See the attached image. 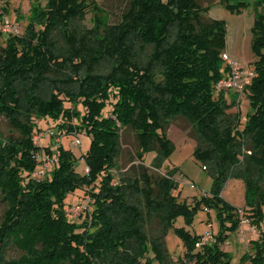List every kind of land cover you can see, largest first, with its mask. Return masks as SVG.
<instances>
[{
    "label": "trees",
    "instance_id": "trees-1",
    "mask_svg": "<svg viewBox=\"0 0 264 264\" xmlns=\"http://www.w3.org/2000/svg\"><path fill=\"white\" fill-rule=\"evenodd\" d=\"M107 1L46 0L33 6L37 16L26 32L9 33L1 49L0 113L22 135L0 134V188L10 205L0 221V264H176L166 235L193 207L178 199L175 170L155 174L145 154L155 149L152 167L161 169L175 148L168 128L179 116L192 125L194 156L213 176L212 195L203 201L222 220L216 240L199 250L198 236L176 227L187 245L179 264H233L218 244L242 222L240 208L221 195L226 180H244L256 226L264 204V12H256L252 27L257 75L229 103L215 92L227 67V23L209 14L216 0H113L126 2L114 23ZM226 2L233 10L246 4ZM6 11L0 5V36ZM239 94L253 108L245 120L231 111ZM42 117L59 132L91 136L86 172L76 170L73 152L60 145L51 175L32 176L40 163L32 138ZM123 126L136 133L141 163L116 180ZM79 188L88 198L81 222L66 202ZM260 234L255 253L241 264H264V227ZM10 240L24 252L6 259Z\"/></svg>",
    "mask_w": 264,
    "mask_h": 264
},
{
    "label": "rangeland",
    "instance_id": "rangeland-1",
    "mask_svg": "<svg viewBox=\"0 0 264 264\" xmlns=\"http://www.w3.org/2000/svg\"><path fill=\"white\" fill-rule=\"evenodd\" d=\"M237 1L230 0L233 4H236ZM245 1L246 4L240 10H233L227 6L226 0H216L209 14L214 18L224 19L227 23V49L225 54L229 53L228 57L234 58L245 67L253 68V61L256 59V56L252 47V27L256 12H264V0L261 2L260 0ZM106 4L109 21L111 23L119 21L126 2L109 0ZM0 5L2 8L7 9L3 22H11L14 26H17L18 30L14 34L23 35L30 20L37 16V11L32 9L33 6L40 5L44 7L46 0H0ZM93 16L94 13L92 12L87 15L84 21L86 26L92 27L94 25ZM7 37L8 33L5 32L0 36V53L2 47L6 45ZM235 93L237 92L231 91L226 93V99L229 103L232 102V96ZM252 110L250 99L245 94H239L237 96V103L231 106V111L239 112L242 120H245L248 113L252 112ZM36 121H38L40 129L36 130L32 138L34 144L39 146L38 156L35 155V159L37 160L38 157L58 158L60 145H63L73 152L76 170L80 173L86 172L87 162L84 153L90 146L91 136L85 131L79 133L59 132V128L52 126L53 123L44 117L37 118ZM51 129L55 131L56 136L50 134ZM0 134L4 137L22 135L19 129L11 126L7 116L3 113H0ZM168 135L174 141L175 148L170 156L163 160L161 169L152 167L157 153L155 149L149 150L145 154V159L146 164L151 167V170L155 174L174 169V177L178 183L175 189L178 199L187 202L193 207L190 216L184 213L177 216L166 235L170 256L176 264H179L187 252V245L176 227L183 226L193 235H197L198 238L195 242L194 250H199L203 246L201 243V236L203 234L207 232L213 233V237L207 243H213L216 240L222 230V220L218 215L217 207L210 206L203 201L204 196L212 195L213 176L202 162L194 156L197 140L192 125L186 118L182 116L176 117L168 128ZM57 136L61 139H58ZM78 137L81 139V143L75 141ZM121 141L122 152L118 159L119 165L113 168L116 180H119L125 171L134 174L139 169V164L141 163V160L137 156L138 139L131 127L123 126ZM37 166H39V162L31 169V174ZM51 169L52 167L44 176L37 180H43L48 175H51ZM82 193L83 190L81 188L75 192L68 193L66 202L75 204L82 201L87 204L88 198L83 197ZM221 195L237 209L240 208L242 222L235 227L229 228L218 244L223 250L228 252L231 263L241 264L245 255H252L256 251L257 241L261 237L260 228L264 227V204L262 205V215L259 219L261 226H256L252 223L251 217L248 214L250 207L247 203L246 184L242 178L236 176L229 177L221 190ZM8 209H10V205L4 198V191L0 188V221L5 219ZM70 214L78 222H81L84 211L77 214V216L72 213ZM227 223L230 224L231 220L227 219ZM23 252V249L10 240L4 251V256H6V259L17 258ZM154 264H157L156 260H154ZM243 264H252V261L247 259Z\"/></svg>",
    "mask_w": 264,
    "mask_h": 264
},
{
    "label": "built area",
    "instance_id": "built-area-1",
    "mask_svg": "<svg viewBox=\"0 0 264 264\" xmlns=\"http://www.w3.org/2000/svg\"><path fill=\"white\" fill-rule=\"evenodd\" d=\"M3 30L5 33L8 34L16 33L18 31L17 26H14L9 21H5L3 23ZM224 58L225 65L227 67L224 75L215 83L216 94H226L227 92L231 91H235L238 93L243 92L247 88V86L252 83L254 77L257 75L255 69L241 65L234 58L228 57V54H224ZM50 134L52 136H56L55 131L53 129L50 130ZM57 138L61 139L59 136H57ZM75 141L77 143H81V139L79 137L76 138ZM38 159L40 160L39 166H37L32 172V176L36 179H40L42 176L45 175V173L53 166V163L56 158L38 157ZM86 170H88V167L86 168ZM86 208H88V204H85L84 202H78L70 205L67 210L73 215L77 216V214H80ZM212 237V232H207L206 234H203L201 236V243H207Z\"/></svg>",
    "mask_w": 264,
    "mask_h": 264
},
{
    "label": "crops",
    "instance_id": "crops-1",
    "mask_svg": "<svg viewBox=\"0 0 264 264\" xmlns=\"http://www.w3.org/2000/svg\"><path fill=\"white\" fill-rule=\"evenodd\" d=\"M229 55V53H227Z\"/></svg>",
    "mask_w": 264,
    "mask_h": 264
}]
</instances>
